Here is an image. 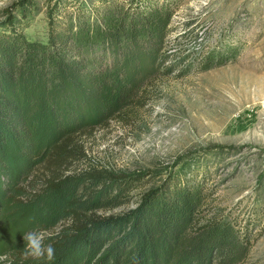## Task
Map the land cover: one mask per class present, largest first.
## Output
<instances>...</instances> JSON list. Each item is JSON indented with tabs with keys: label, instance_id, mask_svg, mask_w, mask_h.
I'll list each match as a JSON object with an SVG mask.
<instances>
[{
	"label": "rangeland",
	"instance_id": "1",
	"mask_svg": "<svg viewBox=\"0 0 264 264\" xmlns=\"http://www.w3.org/2000/svg\"><path fill=\"white\" fill-rule=\"evenodd\" d=\"M29 1L23 18L28 0H0V34L10 33L12 20L26 40L46 43L56 11L62 26L93 25L105 12L132 14L163 0ZM165 2L174 11L157 73L142 81L122 115L78 139L85 158L64 176L138 177L132 203L105 214L135 207L149 190L195 187L205 196L200 224L231 225L250 243L241 264H264V0ZM202 63L211 68L200 72ZM16 164L0 166V264H117L104 258V249L60 262L25 257L26 232H42L47 245L66 218L54 195L34 198L42 173Z\"/></svg>",
	"mask_w": 264,
	"mask_h": 264
},
{
	"label": "trees",
	"instance_id": "2",
	"mask_svg": "<svg viewBox=\"0 0 264 264\" xmlns=\"http://www.w3.org/2000/svg\"><path fill=\"white\" fill-rule=\"evenodd\" d=\"M145 4L105 12L93 25L62 26L56 11L46 43L26 40L9 21L10 33L0 34V166L41 172L34 198L45 192L63 205L66 223L48 237L56 262L104 249L117 264L244 263L249 240L227 223L200 224L205 196L195 187L149 190L135 207L105 214L132 203L138 177L64 176L85 158L78 139L122 115L165 57L174 10L165 0ZM210 68L202 63L200 72Z\"/></svg>",
	"mask_w": 264,
	"mask_h": 264
},
{
	"label": "clouds",
	"instance_id": "3",
	"mask_svg": "<svg viewBox=\"0 0 264 264\" xmlns=\"http://www.w3.org/2000/svg\"><path fill=\"white\" fill-rule=\"evenodd\" d=\"M45 236L42 232L28 231L23 235L24 255L35 259L46 258L48 261L55 259L56 250L51 244L45 245Z\"/></svg>",
	"mask_w": 264,
	"mask_h": 264
},
{
	"label": "bare ground",
	"instance_id": "4",
	"mask_svg": "<svg viewBox=\"0 0 264 264\" xmlns=\"http://www.w3.org/2000/svg\"><path fill=\"white\" fill-rule=\"evenodd\" d=\"M264 90V89H263ZM264 98V93L261 92L260 95H259V100L263 99Z\"/></svg>",
	"mask_w": 264,
	"mask_h": 264
}]
</instances>
